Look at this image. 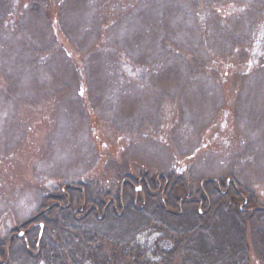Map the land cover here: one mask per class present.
Here are the masks:
<instances>
[{
	"label": "rangeland",
	"instance_id": "rangeland-1",
	"mask_svg": "<svg viewBox=\"0 0 264 264\" xmlns=\"http://www.w3.org/2000/svg\"><path fill=\"white\" fill-rule=\"evenodd\" d=\"M52 3L0 0V264H32L20 246L10 253L13 231L30 229L31 240L37 222L74 217L63 189L107 193L106 215L84 205L75 227L93 220L114 234L111 224L137 216L111 205L122 182L170 175L181 179L177 195L198 205L201 193L232 195L247 244L238 260L264 264V0ZM29 240V255L41 256Z\"/></svg>",
	"mask_w": 264,
	"mask_h": 264
},
{
	"label": "trees",
	"instance_id": "trees-1",
	"mask_svg": "<svg viewBox=\"0 0 264 264\" xmlns=\"http://www.w3.org/2000/svg\"><path fill=\"white\" fill-rule=\"evenodd\" d=\"M45 1L46 9L51 10L56 7L52 3L54 0ZM52 16L55 15L52 14ZM64 48L68 47L64 46ZM132 181L134 183L139 180ZM150 181L168 184L171 191L169 200L166 199L164 205L159 196L150 195L145 187L146 199H144L143 205L138 207L134 203L133 195L136 188L123 183V181L120 192L111 205L116 203L117 209L122 210L124 208V211H133L137 216L136 219L130 220L124 226L115 227L111 224L109 231L114 232V234H110L108 231L103 233L99 228L89 226L96 223L93 220L78 223L79 226L75 227L77 221H74L76 219L72 218L73 215L59 213L52 220L46 219L42 222V227L38 225L33 228L35 235L32 236L34 238L32 245L35 246V241H38L37 244L40 246L38 250L42 252L41 256L31 257L25 249L23 240H18L19 242L15 245L17 247L14 250L13 245L11 254H15L20 246V248H23L21 254L23 255V251H25L27 256H25V260L32 264H241L240 252L243 253L244 247L247 246L245 236L240 232L241 230L244 231L241 217L243 212L240 210L241 207L237 209L232 205L234 201L232 195L228 196L227 199L215 200L201 193L202 200L208 203L209 206L211 205L212 208L207 213L200 214V205L197 202L189 201L188 197L177 195L176 191L178 192V189L181 188L179 187L180 178L172 175L167 178L158 176L155 181L152 179ZM205 186H203V191L209 195L211 189L207 187L205 191ZM79 187L82 191L80 190L78 193H75L74 190L71 191L76 187L63 189L64 192L59 196V199L64 201V196L68 192H73V199L71 198L73 202L71 203H73L74 210L78 209V206L75 205L77 201L82 202L83 192H85L83 206L94 207L96 205V211L101 212L105 205L109 203L108 200L106 201L108 194L98 187L86 183L80 184ZM73 196H76V198ZM138 197L142 199L144 195L140 193ZM50 199L52 198H47V201ZM181 201L183 206L181 207L184 211H182V215H170L167 206L177 209ZM107 210L109 211V209ZM191 211L193 219H190L188 214ZM157 212L164 217L170 216L171 222L156 221L155 214H158ZM117 215L113 213V215L108 216L110 217L108 220L119 223L117 217H115ZM37 219H39V215L34 216L32 221ZM226 223L228 224L225 226ZM156 226L160 227L158 228L160 231L158 240L151 243L146 233ZM217 226L223 234L219 232L216 234ZM230 231L236 235L235 239L237 241L229 238L228 233ZM20 242L23 245H20ZM1 253L2 257L7 258L5 250H1ZM213 254L214 257L211 256ZM234 259L237 263L232 261Z\"/></svg>",
	"mask_w": 264,
	"mask_h": 264
},
{
	"label": "flooded vegetation",
	"instance_id": "flooded-vegetation-1",
	"mask_svg": "<svg viewBox=\"0 0 264 264\" xmlns=\"http://www.w3.org/2000/svg\"><path fill=\"white\" fill-rule=\"evenodd\" d=\"M139 181H137L136 183L134 182H132V183H130L129 181H127V180H124V182L123 183H126V184H130V185H132V186H134L135 188H136V190L137 191H139V192H141V194L142 195H144L145 196V192H144V188L146 187L147 189H148V193L150 194V195H157V196H159L160 198H161V201H162V203L165 205V202H166V199L167 200H169V195H170V193H171V191L169 190V186H168V184H163V183H154V182H152V181H150L151 179H146V178H144V177H142V178H139L138 179ZM230 182H228V184H226V186H228L227 188L229 189V187H230V184H229ZM157 184V185H156ZM137 185L139 186V187H137ZM154 189V190H153ZM64 192V191H63ZM65 197V204H66V206H70L71 205V200H70V196H69V194L67 193V195H65L64 196ZM201 197H202V195H201ZM62 198V197H61ZM196 200V199H195ZM197 201H199V200H197ZM248 202H247V200H246V204H247ZM182 201H181V203H180V205H179V208L181 209L180 211L182 212ZM200 214H203V210H202V208H203V204H204V200H202V201H200ZM114 206H115V209L117 210V204L116 203H114ZM47 207H50V206H47ZM85 209V207L83 206L82 208H78V209H76V210H74V217L76 218V219H79L80 217H79V214L82 212V210H84ZM107 209H109V206H108V204H106L105 205V208L103 209V211H102V214L103 215H106V211H107ZM168 210H170V209H168ZM171 211V210H170ZM122 212H124V208H122ZM75 213H77V214H75ZM100 213V212H99ZM94 214H98V211H95V213ZM177 214H179V216H181L182 215V213H177ZM44 215V214H43ZM42 215V216H43ZM99 215V214H98ZM120 214H118V216H119ZM122 215V214H121ZM38 216V215H37ZM40 226V227H42L43 225H42V222H40V223H38V224H36L35 225V227L36 226ZM24 227V226H23ZM23 229H17V230H15V231H13L12 232V234H11V238H10V240H9V243H11V242H13L14 240H23L24 242H26V243H28V240L30 239L29 238V236H30V232H31V230L29 229L28 231H22ZM30 231V232H29ZM29 241H34V238L33 237H31V240H29ZM15 245H14V247H13V250L15 249ZM12 248V247H11ZM11 253V252H10ZM25 251H23V257L25 258ZM9 257H10V254H7V258L9 259Z\"/></svg>",
	"mask_w": 264,
	"mask_h": 264
}]
</instances>
